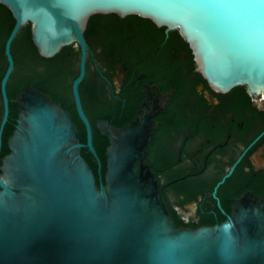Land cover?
<instances>
[{
  "label": "water",
  "instance_id": "95a60500",
  "mask_svg": "<svg viewBox=\"0 0 264 264\" xmlns=\"http://www.w3.org/2000/svg\"><path fill=\"white\" fill-rule=\"evenodd\" d=\"M15 20L5 44L29 22L42 57L78 44L81 62L73 82L79 139L70 113L28 85L15 97L18 114L0 156V264H264V199L249 192L232 201L226 220L198 228L177 227L145 161L146 147L162 108L147 98L122 127L98 120L108 139L105 172L98 182L82 157L95 156L89 120L77 85L84 76V31L92 15H136L189 44L196 70L216 91L244 85L264 104V0H0ZM100 166V163H99Z\"/></svg>",
  "mask_w": 264,
  "mask_h": 264
},
{
  "label": "flooded vegetation",
  "instance_id": "af4514ba",
  "mask_svg": "<svg viewBox=\"0 0 264 264\" xmlns=\"http://www.w3.org/2000/svg\"><path fill=\"white\" fill-rule=\"evenodd\" d=\"M4 7L0 3V125L5 114L1 83L9 65L5 44L15 24ZM83 35L85 70L77 92L95 123L122 127L147 98L164 101L152 118L145 161L175 225L219 224L234 199L249 192L264 199V104L259 107L244 85L226 92L213 89L196 70L192 50L178 31L149 19L98 14L88 20ZM9 53L13 67L5 83L8 110L0 151L14 114L11 106L26 85L52 97L71 119L77 114L72 85L80 70L78 44L42 57L27 22Z\"/></svg>",
  "mask_w": 264,
  "mask_h": 264
},
{
  "label": "trees",
  "instance_id": "16d2710c",
  "mask_svg": "<svg viewBox=\"0 0 264 264\" xmlns=\"http://www.w3.org/2000/svg\"><path fill=\"white\" fill-rule=\"evenodd\" d=\"M4 9H6V8L4 7ZM6 11H8V10L6 9ZM97 15L98 14L92 15L89 18V21ZM131 16H134L136 18H142V17L136 16V15H131ZM142 19H146V18H142ZM16 106H17V104H15V103H14L13 107L11 106L14 114H11L10 123L8 124V126H7L5 132L3 133V136H2V150L0 151L1 157L9 152V148L7 146V138L13 132L15 124H16V118H17ZM82 107H83V110L86 113V116L88 117L90 125H91L92 144H93V147H94V150L96 152L97 157H95L88 150L87 147L81 148V155H82V157H84V159L92 167L94 175L96 177V182H98L99 176L103 177L104 172H105V164H106L105 163V148L108 145V139L105 136H103L102 134H100V132L96 129V127H95V118L96 117L93 114H90L89 106L85 103V101L82 102ZM72 120H73L75 126L77 127L80 142L85 143L86 142L85 127H84L82 121L79 119L77 114H72ZM98 162L100 163V166L98 165ZM176 226L180 227L179 224H176Z\"/></svg>",
  "mask_w": 264,
  "mask_h": 264
}]
</instances>
